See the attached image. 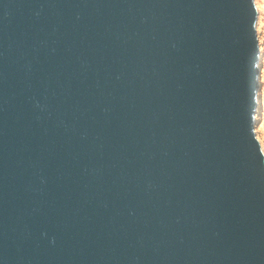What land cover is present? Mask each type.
<instances>
[{
  "label": "water",
  "instance_id": "obj_1",
  "mask_svg": "<svg viewBox=\"0 0 264 264\" xmlns=\"http://www.w3.org/2000/svg\"><path fill=\"white\" fill-rule=\"evenodd\" d=\"M254 0H0V264H264Z\"/></svg>",
  "mask_w": 264,
  "mask_h": 264
},
{
  "label": "rangeland",
  "instance_id": "obj_2",
  "mask_svg": "<svg viewBox=\"0 0 264 264\" xmlns=\"http://www.w3.org/2000/svg\"><path fill=\"white\" fill-rule=\"evenodd\" d=\"M258 4L261 6V8L259 6V12H257V20H256L257 22H256V25H255V28H256V33H257L258 44H259V40H261V46H263V58H262L263 62L260 63V65H259V68H260L259 73L261 71H263V73H264V0H259ZM259 48H260V46H259ZM260 92H262L261 95H260V99L264 100V80L262 82H260L258 91L256 92V96ZM261 107H262V110H261L262 116H261V119H260V123L262 124L261 125L262 128L260 129L259 139L257 138L256 134H255V136H256L259 144L261 142L263 144V146H264V108H263L264 106H261ZM255 114H256V112H255ZM260 148H261V145H260Z\"/></svg>",
  "mask_w": 264,
  "mask_h": 264
},
{
  "label": "bare ground",
  "instance_id": "obj_3",
  "mask_svg": "<svg viewBox=\"0 0 264 264\" xmlns=\"http://www.w3.org/2000/svg\"><path fill=\"white\" fill-rule=\"evenodd\" d=\"M258 1L259 0H254V5H255V8H256V10H258L257 12H259V4H258ZM260 8H261V6H260ZM257 22V21H256ZM260 44V45H259ZM259 46H260V48H259V60H258V66L260 65V63H262L263 61H262V58H263V46H261V40H259ZM259 70H260V68H259ZM264 73H263V71H261L259 74H258V82H259V85H260V82H262L263 80H264ZM261 93L262 92H260V93H258L257 94V98H256V110H255V112H256V114H254V131H255V134H256V136H257V138L259 139V133H260V129L262 128L261 127V123H260V119H261V116H262V112H261V110H262V107L261 106H264V100L262 99H260V95H261ZM264 108V107H263ZM260 123V124H259ZM260 145H261V149H262V152H263V154H264V146H263V144L260 142Z\"/></svg>",
  "mask_w": 264,
  "mask_h": 264
}]
</instances>
